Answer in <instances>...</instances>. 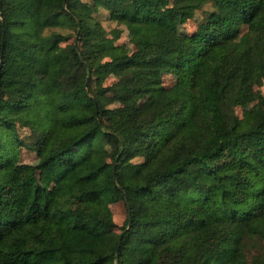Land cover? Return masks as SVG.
Here are the masks:
<instances>
[{
  "label": "trees",
  "instance_id": "1",
  "mask_svg": "<svg viewBox=\"0 0 264 264\" xmlns=\"http://www.w3.org/2000/svg\"><path fill=\"white\" fill-rule=\"evenodd\" d=\"M43 3L0 0V264H123L128 249L134 264H203L216 248L214 264H264V93L247 125L234 115L264 68V0H65L46 15ZM99 7L134 28L133 49L114 45ZM197 10L190 33L170 27ZM154 57L175 68L169 86ZM113 71L163 101L144 114L103 104ZM19 146L39 151L49 198Z\"/></svg>",
  "mask_w": 264,
  "mask_h": 264
},
{
  "label": "rangeland",
  "instance_id": "2",
  "mask_svg": "<svg viewBox=\"0 0 264 264\" xmlns=\"http://www.w3.org/2000/svg\"><path fill=\"white\" fill-rule=\"evenodd\" d=\"M172 0H164L165 3H170ZM63 0H44L43 15L56 10ZM202 11L197 10L194 17H181L178 21L169 24L170 27L180 33H190L196 26L197 19L201 16ZM102 24L108 29V34L114 36V45L124 51H130L134 45L131 40L134 28L129 25H119L113 19L108 18L107 12L103 7H99L97 12ZM118 26V27H116ZM114 27V28H113ZM59 28V27H57ZM73 41L75 38H71ZM152 62L161 67L162 70V85L169 86L176 77V70L171 62L162 57H154ZM119 77L118 72L109 73L104 81L102 88L97 95L103 104H134L135 111L138 114H144L148 109L156 103H160L164 99V93L160 87L143 89L141 91H134L128 88H121L115 86L113 82ZM256 93H264V68L259 71L253 78L246 80L241 84L240 96L238 102L234 106L235 120L238 126L243 127L252 121L254 118L252 112V105L256 99ZM20 135L27 132V128L18 126ZM39 151L37 149H29L24 146H19L16 160L18 163H26L34 166L35 175L38 182L43 185L45 195L49 198L53 190V180L46 167L38 164ZM113 219L117 225L122 224L125 217V205L122 200L110 203ZM255 250H260L264 253V239L260 240ZM218 248L215 253L207 258L203 264H214ZM123 264H134L141 258L140 252L127 250L123 254Z\"/></svg>",
  "mask_w": 264,
  "mask_h": 264
},
{
  "label": "water",
  "instance_id": "3",
  "mask_svg": "<svg viewBox=\"0 0 264 264\" xmlns=\"http://www.w3.org/2000/svg\"><path fill=\"white\" fill-rule=\"evenodd\" d=\"M65 0H63V3H64ZM4 38H5V35H4V27L2 26V32H1V49H0V67L2 65V58H3V46H4ZM75 44V40H74V43ZM125 204H126V207H127V211L129 213V202L127 199H125ZM129 223V221H128ZM119 241H120V237L118 238V242H117V246L116 248L118 249L119 247Z\"/></svg>",
  "mask_w": 264,
  "mask_h": 264
}]
</instances>
